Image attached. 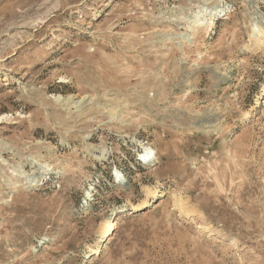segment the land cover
I'll use <instances>...</instances> for the list:
<instances>
[{"label": "rangeland", "instance_id": "374dc122", "mask_svg": "<svg viewBox=\"0 0 264 264\" xmlns=\"http://www.w3.org/2000/svg\"><path fill=\"white\" fill-rule=\"evenodd\" d=\"M0 264H264V0H0Z\"/></svg>", "mask_w": 264, "mask_h": 264}, {"label": "bare ground", "instance_id": "6f19581e", "mask_svg": "<svg viewBox=\"0 0 264 264\" xmlns=\"http://www.w3.org/2000/svg\"><path fill=\"white\" fill-rule=\"evenodd\" d=\"M151 150H149L150 152ZM151 153V152H150ZM150 153L148 152H145L143 155L141 154L140 157H142V159L147 162V163H151L152 159L150 157ZM157 205H155L156 207ZM114 225H115V222H114V219L112 218H109L106 220V222L104 223V230H103V236H106V235H109L113 232V229H114Z\"/></svg>", "mask_w": 264, "mask_h": 264}]
</instances>
